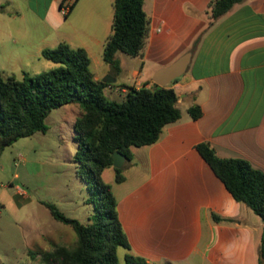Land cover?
<instances>
[{
  "label": "crops",
  "instance_id": "1",
  "mask_svg": "<svg viewBox=\"0 0 264 264\" xmlns=\"http://www.w3.org/2000/svg\"><path fill=\"white\" fill-rule=\"evenodd\" d=\"M61 1L3 0L1 10L21 21L31 10L56 33V39L44 36L38 55L59 43L84 49L110 100L122 101L126 87L149 86L154 72L191 54L186 71L167 85L178 97L180 119L156 143L131 147L145 179L112 192L130 253L149 264H261L264 222L232 198L196 146L207 143L217 157L243 159L264 173V0H245L212 25L211 0H144L148 36L127 85L102 59L114 0H65L59 8ZM56 5L63 19L54 11L49 25ZM194 106L197 119L188 113Z\"/></svg>",
  "mask_w": 264,
  "mask_h": 264
},
{
  "label": "trees",
  "instance_id": "2",
  "mask_svg": "<svg viewBox=\"0 0 264 264\" xmlns=\"http://www.w3.org/2000/svg\"><path fill=\"white\" fill-rule=\"evenodd\" d=\"M243 1L211 0L209 25ZM64 2L61 1L59 8ZM143 4L144 0L113 1L111 35L104 44L102 59L117 71V53L137 57L145 48L149 21ZM41 56L56 66L33 76L23 73L20 80L0 76V153L3 147L18 139L46 132L45 119L51 111L78 104L82 114L75 124L78 149L74 158L76 162L89 161L92 181L88 183V190L99 201V207L90 223L81 224L66 218L52 204H46L51 216L69 225L77 238L72 247L59 246L46 253L39 264H149L130 253L118 220L116 200L111 187L101 181V174L112 168L116 172L115 182H122L121 170L112 167V153L119 152L130 161L131 147L156 143L163 128L180 119L175 91L170 86L151 83L138 89L126 87L122 101L110 100L104 94L108 84L94 79L84 49H72L66 43H59L43 49ZM188 113L192 119H197L200 109L194 106ZM196 150L232 198L245 204L264 222V173L243 159L217 157L207 143L198 144ZM118 248L126 250L122 262L117 256ZM263 257L264 230L260 262Z\"/></svg>",
  "mask_w": 264,
  "mask_h": 264
},
{
  "label": "rangeland",
  "instance_id": "3",
  "mask_svg": "<svg viewBox=\"0 0 264 264\" xmlns=\"http://www.w3.org/2000/svg\"><path fill=\"white\" fill-rule=\"evenodd\" d=\"M0 3L3 4L0 6V76L20 80L23 73L33 76L54 68L56 65L38 55L37 49L43 45L44 36L48 35L47 40L56 39V33L47 29L45 22L31 10L25 11L24 21L10 19L1 10L5 8L3 0ZM30 4L33 6V2ZM38 9L42 13V5ZM54 11L63 19L56 5L46 20V23L50 20L49 25L55 24L51 17ZM116 60L119 71L109 65L105 67L118 76L119 83L127 85L139 59L119 52ZM81 114L78 104L59 107L45 119L46 132H36L2 148L0 264H39L55 248L74 245L77 237L72 228L56 221L46 204H52L66 218L81 224L92 221L99 201L88 190L92 181L89 161L76 162L74 158L78 149L75 124ZM120 170L123 177L120 183L115 182L116 172L112 168L101 174V181L111 185L112 192L130 190L145 179L132 160L126 161ZM125 254L126 250L118 248L120 262Z\"/></svg>",
  "mask_w": 264,
  "mask_h": 264
},
{
  "label": "water",
  "instance_id": "4",
  "mask_svg": "<svg viewBox=\"0 0 264 264\" xmlns=\"http://www.w3.org/2000/svg\"><path fill=\"white\" fill-rule=\"evenodd\" d=\"M191 54L185 53L179 56L174 62L170 65L161 68L154 72L152 76V83L165 87L172 81L179 78L187 69ZM104 82V81H102ZM126 158L124 155L119 152L112 153V167L115 169H122L126 163Z\"/></svg>",
  "mask_w": 264,
  "mask_h": 264
}]
</instances>
